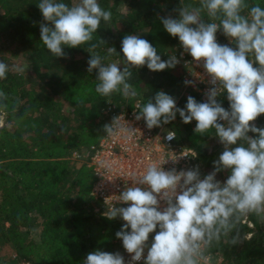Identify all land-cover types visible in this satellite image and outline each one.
<instances>
[{"label": "trees", "instance_id": "16d2710c", "mask_svg": "<svg viewBox=\"0 0 264 264\" xmlns=\"http://www.w3.org/2000/svg\"><path fill=\"white\" fill-rule=\"evenodd\" d=\"M39 2L0 0V50L13 56L24 54L35 76V84L29 85L12 70L0 79V264H83L96 249L118 251L120 239L115 234L123 223L103 215L102 205L91 196L92 169L87 159L75 158L74 153L81 154L99 141L111 105L131 110L161 90L173 96L180 108L189 95L198 102L201 99L194 90L183 94L180 71L175 68L159 72L146 65L131 68L128 82L138 93L135 97L121 92L100 95L95 91L96 71H87L88 50L103 57L106 64H124L121 43L130 34L148 40L162 59L167 58L166 50L176 37L164 29L160 18H178L175 9L181 0H98L104 10L112 12L111 20L101 21L91 41L76 48L65 46L66 57L54 56L40 40L44 18ZM63 2L71 6L74 0ZM246 2L264 7V0ZM184 4L199 7L200 0H184ZM202 19L212 22L206 12ZM218 32L224 43L235 47L222 29ZM109 47L117 52L109 56ZM254 66L259 67L258 63ZM219 102L229 108L226 95ZM196 123L185 124L177 114L168 125L177 131L180 143L198 154L207 175L214 170L215 156L206 146L211 137L219 138L214 130L195 133ZM252 123L264 127V114ZM229 175L226 170L217 179L223 182ZM205 253L211 260L221 258L222 264H264V225L259 215L242 216L226 235L205 246Z\"/></svg>", "mask_w": 264, "mask_h": 264}, {"label": "clouds", "instance_id": "9594fccd", "mask_svg": "<svg viewBox=\"0 0 264 264\" xmlns=\"http://www.w3.org/2000/svg\"><path fill=\"white\" fill-rule=\"evenodd\" d=\"M37 6L44 18L40 40L56 57H66L65 46L76 48L91 41L101 21L112 18V12L104 10L98 0H78L71 6L63 0H40ZM175 11L178 18L161 17V23L172 37L179 38L183 52L190 54L210 77L206 100L198 102L189 95L186 105L180 108L173 96L161 90L143 106H135L139 110L134 118L152 129L163 128L179 114L185 124L197 122V134L214 130L224 150L214 161V170L203 178L199 166L166 171L160 164L150 163L138 177L134 174L131 185L126 184L118 195L116 203L127 206H109L105 199L107 210L103 215L125 222L115 235L130 254L127 264H207L205 246L226 235L242 216L264 213V127L252 123L264 114V7L249 6L246 0H200V6L194 7L181 0ZM203 12L212 22L202 19ZM221 29L235 47L217 42L216 34ZM88 51L91 56L87 71H96L95 91L105 97L114 92L125 97L138 95L128 82L131 68L146 65L150 71L159 72L180 63L175 54L163 60L157 48L136 34L122 40L124 64H106L103 57ZM107 51L109 56L117 52L115 47ZM256 63L259 67L253 66ZM9 70V65L0 60V79L6 78ZM184 83L195 87L194 80L186 79ZM225 93L228 109L217 99ZM125 121L123 116H115L103 131L114 138L124 134L131 140L136 130ZM175 137L176 132L168 130L164 139ZM226 170L230 175L219 181L217 174ZM152 233L155 235L149 244ZM83 264L126 261L119 251L96 249L86 255Z\"/></svg>", "mask_w": 264, "mask_h": 264}, {"label": "built area", "instance_id": "2783aa9c", "mask_svg": "<svg viewBox=\"0 0 264 264\" xmlns=\"http://www.w3.org/2000/svg\"><path fill=\"white\" fill-rule=\"evenodd\" d=\"M216 35L218 43L226 44L222 41L219 32H217ZM165 54L167 56V58L163 59L165 61L171 54H175L180 59V63L175 69L180 71V77L183 81V94L187 90L197 91L200 94L201 102H204L206 100L204 93L210 87L208 83L210 77H208L201 65L196 64L190 54L183 52L178 37H176L174 43L166 50ZM186 79L194 80L195 87L190 85L186 86L184 83ZM225 95L226 93L218 97V102ZM137 104H140V102H137L135 106ZM135 106L131 110H126L118 108L117 105L114 104L106 109V114L110 115L108 123H110L115 116H123L126 120L125 123L127 124L128 122L130 127L136 130L131 140L125 139L124 134L114 138L104 132L103 136L96 144L91 145L84 151V156L95 178L91 196L93 199L100 202L104 212L107 210V205L105 204L106 198H108L109 206L115 204L117 207L127 206L116 203L118 195L124 190L126 184L129 186L131 185L134 174L138 177L140 172L150 163H158L163 166L166 171L173 168L177 171L188 170L199 166L201 177L203 178V176H205L203 165L198 159L197 153L187 145L179 142L177 131L168 124L163 125V128L156 127L148 129L143 120H135L134 112H138L139 110L135 109ZM168 130L176 132L175 139L171 141L164 139ZM73 156L78 158L81 157V154L75 152ZM171 159L177 160L173 162ZM165 161L167 162L164 164ZM119 219L123 224L125 223L121 218ZM158 230L159 229H157V231ZM154 235L155 233L150 234L149 244ZM117 248L125 257L127 264V261L130 260V254L123 248L121 240L118 241ZM204 255L207 257V263L210 262L211 255L205 253V247ZM18 264L33 263L30 261H20ZM138 264H143V261L138 262Z\"/></svg>", "mask_w": 264, "mask_h": 264}, {"label": "rangeland", "instance_id": "374dc122", "mask_svg": "<svg viewBox=\"0 0 264 264\" xmlns=\"http://www.w3.org/2000/svg\"><path fill=\"white\" fill-rule=\"evenodd\" d=\"M74 2H78V0H74ZM0 60H3L6 64H8L10 70L14 72H18L19 74H22L26 78L28 85L35 84V76L32 71L31 64L24 54L23 55L21 54L19 56H13L7 50L2 49L0 50ZM14 69H19V70H14ZM0 124H1V121H0ZM103 134L100 136V138L103 136ZM206 149L208 153L214 154L215 161H216L219 158V155L223 152L224 146L219 142V140L217 141L214 137H211L209 142L207 143ZM84 151L81 153V160L82 159L86 160V157L84 156V153H85ZM228 172L230 174V170H228ZM219 181H222V180H219ZM259 217H260L262 224L264 225V213L260 214ZM207 264H222V260L221 258H216L215 260H210V262H208Z\"/></svg>", "mask_w": 264, "mask_h": 264}]
</instances>
